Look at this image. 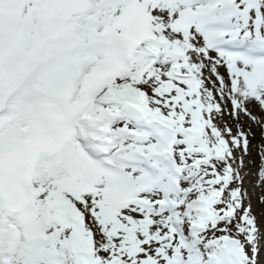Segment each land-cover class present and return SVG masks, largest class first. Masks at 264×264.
I'll list each match as a JSON object with an SVG mask.
<instances>
[{"label": "snow or ice", "instance_id": "snow-or-ice-1", "mask_svg": "<svg viewBox=\"0 0 264 264\" xmlns=\"http://www.w3.org/2000/svg\"><path fill=\"white\" fill-rule=\"evenodd\" d=\"M253 149L264 0H0V264H264Z\"/></svg>", "mask_w": 264, "mask_h": 264}, {"label": "rangeland", "instance_id": "rangeland-1", "mask_svg": "<svg viewBox=\"0 0 264 264\" xmlns=\"http://www.w3.org/2000/svg\"><path fill=\"white\" fill-rule=\"evenodd\" d=\"M245 187L248 188L252 196V204L255 210V213L259 215L261 212H264V204L259 200V197L264 194V187L256 186V177L251 174L245 181Z\"/></svg>", "mask_w": 264, "mask_h": 264}, {"label": "bare ground", "instance_id": "bare-ground-1", "mask_svg": "<svg viewBox=\"0 0 264 264\" xmlns=\"http://www.w3.org/2000/svg\"><path fill=\"white\" fill-rule=\"evenodd\" d=\"M259 138V134H257V139ZM256 141H253V144L255 145ZM252 160L255 162L254 164L250 165L252 169V174L255 176L256 169L259 167V157L256 156L255 149H253V154H252ZM256 177V176H255Z\"/></svg>", "mask_w": 264, "mask_h": 264}]
</instances>
